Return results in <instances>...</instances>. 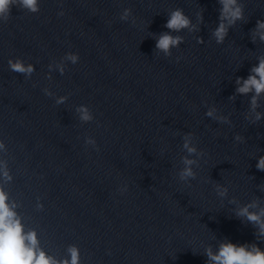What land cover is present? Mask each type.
Instances as JSON below:
<instances>
[{
  "label": "clouds",
  "instance_id": "1",
  "mask_svg": "<svg viewBox=\"0 0 264 264\" xmlns=\"http://www.w3.org/2000/svg\"><path fill=\"white\" fill-rule=\"evenodd\" d=\"M15 0H0V15L10 11V6ZM22 7L29 9L32 12L38 11L37 0H19ZM223 4L222 17L234 23L236 19L241 18V10L239 7H233L236 0H221ZM189 20L184 14L177 10L172 13L166 23V27L173 31H179L188 27ZM257 29H264V21L257 22ZM226 28L223 23L217 28L215 36L218 42H222L226 35ZM261 40H264V33H260ZM181 42L180 37H173L167 33L162 34L156 42V47L165 53H168L170 47L176 46ZM73 62L76 57L72 56ZM11 70L19 73H31L33 67L28 65L25 67L22 62L16 61L13 63L9 61ZM256 75L249 76L243 82V85L237 89L240 93H248L255 90L256 96L253 97V104L256 102L262 92H264V60L260 61L258 67L253 69ZM259 77L257 79L256 77ZM237 83H240L238 80ZM83 115L81 119L87 121L90 116L86 109L81 110ZM211 115V113H209ZM259 118V117H257ZM2 146V145H0ZM184 147L192 153L194 148L189 147L185 143ZM186 165H191L193 161L185 159ZM257 168L264 171V157H261L257 163ZM193 173L190 167H186L182 172V178L192 176ZM7 196L3 191H0V264H58V262L48 257L42 250H38V241L34 232L24 233L23 227L16 218V213L12 211L6 203ZM238 215L247 216V219L258 226L259 234L264 235V209L260 212H249L248 208L241 209ZM71 254L70 262L65 260L62 264H79V253L75 248L69 249ZM207 256L213 264H264V251L257 245H240L237 246L231 242L221 244L217 254H213L211 249L207 251Z\"/></svg>",
  "mask_w": 264,
  "mask_h": 264
}]
</instances>
